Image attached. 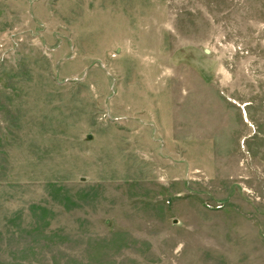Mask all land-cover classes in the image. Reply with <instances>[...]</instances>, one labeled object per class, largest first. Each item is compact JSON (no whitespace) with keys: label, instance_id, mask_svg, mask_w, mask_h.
<instances>
[{"label":"rangeland","instance_id":"374dc122","mask_svg":"<svg viewBox=\"0 0 264 264\" xmlns=\"http://www.w3.org/2000/svg\"><path fill=\"white\" fill-rule=\"evenodd\" d=\"M0 264H264V0H0Z\"/></svg>","mask_w":264,"mask_h":264}]
</instances>
